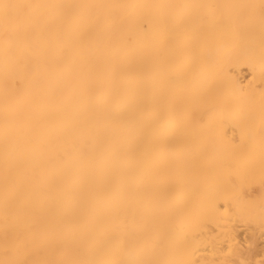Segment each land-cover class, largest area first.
Wrapping results in <instances>:
<instances>
[{"label":"bare ground","instance_id":"bare-ground-1","mask_svg":"<svg viewBox=\"0 0 264 264\" xmlns=\"http://www.w3.org/2000/svg\"><path fill=\"white\" fill-rule=\"evenodd\" d=\"M263 229L264 0H0V264H259Z\"/></svg>","mask_w":264,"mask_h":264},{"label":"rangeland","instance_id":"rangeland-1","mask_svg":"<svg viewBox=\"0 0 264 264\" xmlns=\"http://www.w3.org/2000/svg\"><path fill=\"white\" fill-rule=\"evenodd\" d=\"M250 216H251L250 214L247 215V217H246V216H243V218H241L242 221L237 219V222L240 221L239 224H240V226H241V229L244 228V230L242 229L243 234H245V233H244L245 231H247V230H249V229H252L253 227H256L257 224H258V223H256V222H257L256 219L253 218L252 216H251V217H250ZM244 217H245V218H244ZM243 219H244V220H243ZM251 219H252V220H251ZM253 219H255V220L253 221ZM255 221H256V222H255ZM237 224H238V223H237ZM255 225H256V226H255ZM240 226H239V227H240ZM242 226H243V227H242ZM260 226H261V225H260ZM249 227H251V228H249ZM248 228H249V229H248ZM241 229H239V231H240ZM245 229H246V230H245ZM263 231H264V229H263ZM241 234H242V233H241V231H240V236H244L243 234H242V235H241ZM261 239H262V238H261ZM261 241H262V240L259 241V245L261 244ZM259 245H258V246H259ZM261 245H262V246H260V247L263 249V243H262ZM260 247H258V248H260ZM261 248H260V251H262ZM257 253H259V250H258ZM258 255H260V256L258 257ZM255 257L257 258V259H256V260H257V263L260 262L259 264H262L261 261H263L264 258L261 256V252H260V254H257V256H255ZM261 257H262L263 259H262ZM251 260H254V259H251ZM251 260H250V261H251ZM249 263H250V262H249ZM254 263H255V260H254ZM252 264H253V261H252Z\"/></svg>","mask_w":264,"mask_h":264}]
</instances>
